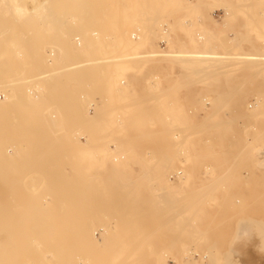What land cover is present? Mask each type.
Here are the masks:
<instances>
[{"label":"rangeland","instance_id":"1","mask_svg":"<svg viewBox=\"0 0 264 264\" xmlns=\"http://www.w3.org/2000/svg\"><path fill=\"white\" fill-rule=\"evenodd\" d=\"M2 1L0 117H4L3 124L9 130L12 125L15 127L11 131L17 132L18 139L16 142L15 134L9 136L5 132L0 137V196L10 192L14 198L20 196V202L25 196L26 204L22 201L21 208L27 204H32V208L27 205V212L20 208L30 218L23 217L22 212L21 219H27L25 224L39 220L34 224L37 228L29 222L25 225L35 236L21 235L29 243H21L18 238L22 247L18 242L16 248L17 240L10 239L12 233H6L5 241L0 242V255L7 254L12 261L4 259V255L2 263L7 260L4 264H10L16 257L21 259L13 264H264V142L259 144L264 141V0H52L45 4L19 0L17 4L25 9L37 7L31 14L17 13L18 5L14 11L13 0ZM170 47L211 55L189 59L194 62L191 64L189 60L145 56L142 65L137 59V64L136 60L135 64L126 61L111 66L89 62L66 69L75 60L130 52H168ZM52 49L57 51L51 52ZM61 51L69 59L64 61L65 67V57L59 61L63 54H55ZM251 53L261 55L262 63L253 64L240 55ZM50 54L57 56L54 62V58L48 59ZM199 68H205V73ZM40 71L54 73L50 80L47 77L34 81L33 76ZM25 75H29L30 82L26 79L24 83ZM4 76L13 78L14 83L23 77L24 80L15 86L11 85L12 79L7 81ZM14 87L18 90H12ZM5 90H11L6 93L11 94L10 100L2 101ZM37 94L39 99L35 98ZM256 99L261 101L257 110L252 106ZM11 105H19L21 111V106H27L23 111L25 121L20 118L23 112L17 109L15 113V108L11 109L15 106ZM95 105L99 109L94 115ZM28 127L31 130H26L25 137L23 128ZM5 136L6 141L14 136L16 144L5 142ZM47 179H58L59 183H54L61 186V191L55 192L53 187L57 186L52 181L47 184L53 186L51 191L47 187L51 193L44 189ZM72 179H85L81 183L85 190L75 189V185L69 192L66 188L75 184ZM66 180L71 182L67 181L69 186ZM60 181L66 184L61 185ZM79 183L76 182L78 186ZM90 186L92 193L88 191ZM43 197L51 203L48 206L52 210L44 206ZM9 202L10 199L2 202L5 205L0 217L17 211L19 216L18 204L13 207L19 209L16 211L4 207H9ZM43 206L47 215L51 210V222L59 217V231L68 225L76 228L83 221L79 225L87 227L91 243L99 238L96 245L86 240L91 247L84 243L83 246L77 241H82L77 235L80 230L70 227L68 231L78 232L75 235L80 239L68 232L74 236L65 242V228L59 234L65 233L64 239L61 236L65 240L62 245H71L62 247L59 236L57 246L52 244L50 235L56 232L50 230L57 225L52 222L53 229L52 224L48 223L49 229L44 225L48 216L43 217ZM64 210L74 213V219ZM52 211L55 220L51 218ZM11 219L10 225L7 217L3 218L6 223L0 219L1 234L5 226L12 227L16 218L14 222ZM63 221L68 225L64 226ZM17 223L14 224L20 226ZM42 226L52 233L47 232L50 238L43 237L47 233ZM103 226L112 227L107 239L104 235L108 227L104 232ZM44 238L49 239L47 246ZM9 239L14 240L15 247L8 246ZM75 243L83 246L79 247L80 252ZM53 245L57 250L52 252ZM20 249H29L22 253L31 254V259L30 255L24 258ZM96 249L99 253L104 250V254H95ZM40 251L48 258L41 256ZM91 257H98V261Z\"/></svg>","mask_w":264,"mask_h":264},{"label":"bare ground","instance_id":"2","mask_svg":"<svg viewBox=\"0 0 264 264\" xmlns=\"http://www.w3.org/2000/svg\"><path fill=\"white\" fill-rule=\"evenodd\" d=\"M1 1H2V0H1ZM6 1H7V0H6ZM6 1L4 0V1H2V2L7 3ZM9 1L12 2V0H9ZM13 1H15V3H16V4H15V3L13 2V5H12V6H14V11H15V9L17 8L16 11H17V13H19V14L22 13V12L25 13V14H31V13H35V11H37V7H36V8H27V9H25L23 6H20L19 4H17L19 0H13ZM21 1H22V0H21ZM30 1H31V2H35V3L40 2V3L45 4V3L51 2L52 0H30ZM16 5H18V6L15 8ZM223 17H224V16H223ZM223 19H224V18H223ZM170 26H171V25H170ZM172 27H173V25H172ZM174 27H175V26H174ZM170 30H171V28H170ZM168 32H169V31H168ZM170 32H171V31H170ZM202 38H203V36H198V39H202ZM76 40L79 41L80 39H79V38H76ZM168 40H170V39H168ZM78 41H77V42H78ZM170 42H171V41H170ZM177 43H178V42H177ZM167 44H168V43H167ZM171 45H172V44H171ZM178 45H179V44H178ZM169 46H170V45H169ZM172 46H173V45H172ZM175 47H176V46H175ZM184 48H185V47H184ZM117 49H118V47H117ZM168 49H169V48H168ZM170 49H172L173 51L170 50V51H168V52H161V51H162V50H161V51L158 52V53H147V54H145V55L140 54V52H137V53H139L140 55H139V54L137 55L136 53H132V52H130L132 55H131V54L129 55V53H126V54H125L126 56L120 54L119 56H118V55H116V56H113V55H112V56H110V57L105 56V57H101L100 59L96 58V59H92V60H79V61L75 60L76 62H72V64L69 63L70 66L66 65V67H68V68H66V69H67V70H68V69L70 70L71 67H73V68H75V67H81V66L87 65L89 62H91L92 64H95V63H100V64H101V63H102L101 65H103V66L106 65V64H110L109 66H111V63H112V65H113V63H124V62H126V61H127V63H128L129 61H130V62L132 61L131 64H133V63H134L133 61L136 60L135 63L137 64V61H138L137 59L141 60L140 63H141V65H142V64H144V61H142V58L145 57V56H146V57L148 56L147 58L169 57V58H172V60H173V59H177V60H180V61H182V62H185L186 60H189V59H194V60H195V59L200 58V57L205 58L206 56L211 55V54H206V53L197 54L195 51H188V50H174V48H171V47H170ZM185 49H186V48H185ZM54 51H57V50L52 49L51 52H54ZM114 51H115V50H114ZM118 51H119V50H118ZM164 51H166V50H164ZM108 52H109V51H108ZM56 53H59L60 55H59V54H58V55H59V57H60L64 52H62V51H61V52H55V54H56ZM141 53H143V52H141ZM16 54H17V53H16ZM18 54H19V53H18ZM64 54L66 55V53H64ZM64 54H63V56H62L63 58L60 57L59 61L64 59V57H65ZM117 54H118V53H117ZM127 54H128V55H127ZM0 55H1V53H0ZM2 55H3V54H2ZM21 55H22V54H21ZM56 55H57V54H56ZM233 55H235L234 57H237L238 54H233ZM240 55L244 58L245 61H247V60H248L249 62L251 61V63H253V64L258 63L259 61H260V62L262 61V59H261V55H259V54L251 53V54H240ZM3 56H4V55H3ZM50 56H51V57H50ZM53 56H55V55H54V54H50L48 59L50 60V58H51V60H53L52 58H54V60H53V62H54V61L56 60L55 58H56L57 56H56V57H53ZM66 56H67V55H66ZM121 56H122V57H121ZM4 57H5V56H4ZM8 57H9V55H8ZM59 57H58V58H59ZM6 58H7V57H6ZM68 58H69V57H68ZM70 58H71V57H70ZM147 58H146V59H147ZM1 59H2V56H1V58H0V61H1ZM165 59H166V58H165ZM51 60H50V61H51ZM68 60H69V59H66V57H65V60H63L62 65L64 64V61H68ZM183 60H184V61H183ZM200 60H201V59H200ZM2 61H3V59H2ZM180 61H179V62H180ZM190 61H191V60H189L188 62L190 63ZM202 61H205V60L202 59ZM47 62H48V61H47ZM53 62H52V63H53ZM61 62H62V61H61ZM61 62H60V63H61ZM138 62H139V61H138ZM145 62L148 63V61H146V60H145ZM151 62H152V61H151ZM164 62H165V61H164ZM241 62H242V61H241ZM50 63H51V62H50ZM104 63H106V64H104ZM135 63H134V64H135ZM171 63H173V62H171ZM186 63H187V62H186ZM191 63H194V62H191ZM191 63H190V64H191ZM246 63H247V62H246ZM261 63H262V62H261ZM198 64H200V61H198ZM139 65H140V64H139ZM139 65H138V66H139ZM141 65H140V66H141ZM164 65H165V64H164ZM187 65H188V64H187ZM258 65H259V64H258ZM260 65H261V64H260ZM29 66H30V65H29ZM63 66H64V65H63ZM63 66H61V67H63ZM132 66L134 67V65H132ZM138 66H137V67H138ZM140 66H139V67H140ZM189 66H190V65H189ZM251 66H253V65H251ZM256 66H257V65H256ZM27 67H28V66H27ZM31 67H32V66H31ZM64 67H65V66H64ZM101 67H102V66H101ZM107 67H108V65H107ZM183 67H184V66H183ZM246 67H247V66H246ZM248 67H249V66H248ZM253 67H254V66H253ZM250 68H252V67H250ZM66 69H65V70H66ZM199 69H200V68H199ZM202 69H203V67H202ZM206 69H207V68H206ZM194 70H195V69H194ZM196 70L198 71V69H196ZM200 70H201V69H200ZM204 70H205V68H204ZM204 70H201V71H203V73H205ZM12 72H13V71H12ZM40 72H41V73H38V72H37V73H38V76H36V77H35V75H34V76L32 75L33 78H34V81H35V80H36V81H38V80H39V81H42L41 79H46V78L49 77L50 75H51V77H52V74L54 73V72L51 73V72H43V71H40ZM254 72H255V71H254ZM256 72H257V71H256ZM256 72H255V73H256ZM15 73H16V72H15ZM37 73H36V75H37ZM195 73H196V72H195ZM197 73H198V72H197ZM199 73H201V72H199ZM199 73H198V74H199ZM207 73H208V72H207ZM207 73H206V74H207ZM9 74L11 75V73H9ZM9 74H8V75H9ZM12 74H13V73H12ZM16 74H17V73H16ZM192 74H194V72H193ZM8 75H7V76H8ZM14 76H16V75H14ZM14 76H13V77H14ZM26 76H27V75H25V80H24V77H23L22 79L19 77L20 79H19V78H18V79H19L20 81H21V80H24V83L27 82L26 79L28 80V82H30V79H29L30 77H29V75L27 76V78H26ZM198 76H199V75H198ZM251 76H252V75H251ZM4 77H5V76H4ZM17 77H18V76H17ZM21 77H22V76H21ZM28 77H29V78H28ZM5 78H6V77H5ZM14 78H16V77H14ZM31 78H32V77H31ZM33 78H32V79H33ZM36 78H39V79L37 80ZM6 79H7V78H6ZM11 79H12V81H10V82L12 83V82H13V78H11ZM11 79L9 78V80H11ZM16 79H17V78H16ZM16 79H15V80H16ZM48 79L50 80V77H49ZM160 79H161V78H160ZM9 80L7 79V81H9ZM19 80H18V81L16 80L17 83H16V82H15V83L18 84ZM195 80H196V79H195ZM25 81H26V82H25ZM32 81H33V80H32ZM45 81H46V80H45ZM10 82H9V84H10ZM1 83H3V82H1ZM15 83L13 82L11 85H13V84L15 85ZM22 83H23V81L20 82V84H22ZM37 83H38V82H37ZM3 84H5V83H3ZM3 84H2V86H3ZM9 84H8V85H9ZM6 85H7V84H6ZM11 85H10V86H11ZM2 86H1V87H2ZM15 86H16V85H15ZM11 87H13V86H11ZM9 88H10V87H9ZM10 89H11V88H10ZM16 89L18 90V88H16ZM16 89H15V87H14L12 90H16ZM38 89H39V84H38ZM17 90H16V91H17ZM6 91H8V90H5V93H4V91H3L4 94L2 95V96H3V100H2V101L10 100L9 95H11V94H9V95H7V94H8L11 90H10L8 93H7ZM16 91H15V92H16ZM38 91H39V90H38ZM6 93H7V94H6ZM10 93H11V92H10ZM14 94H15V93H14ZM14 94H13V95H14ZM38 95H39V94H37V96H36L35 98L39 99ZM10 97H11V96H10ZM12 101H13V100H11V102H12ZM13 102H14V101H13ZM16 102H18V101L16 100ZM16 102H15V103H16ZM15 103H14V104H15ZM252 103H253V102H252ZM247 104H248V103H247ZM20 105H21V104H20ZM97 105H98V104H97ZM97 105H95L96 108L94 109V115L96 114L97 110L99 109V107H97ZM260 105H261V101H259V99H256V100H255V105H254V103H253L252 106H255V110H257V108H259ZM11 106H15V105H11ZM18 106H19V105H16L15 107H11V109H12V108H15L16 110L13 109L14 112H15V111L17 112V109H18V112L20 113V112L25 111V110H26L25 107H27V106H25V107H24V106H21V107H23V111H21V109L19 110L20 107H18ZM247 108H248V107H247ZM245 109H246V108H245ZM252 110H253V109H252ZM255 110H253V111H255ZM11 112H13V111L11 110ZM14 112H13V114H14ZM16 112H15V113H16ZM23 113H24V112H23ZM23 113H20V115H21V116L25 115V113H24V114H23ZM4 115H5V114H4ZM10 116H11V118H12V116H13L12 113H11ZM15 117H16V114L14 115V118H15ZM93 117H94V116H93ZM0 118H2V117H0ZM3 118H4V117H3ZM3 118L0 119V132H2V134H1L2 136L0 135L1 138L4 137L3 135H5V134H3V132H5V133H9V136H10V135H11L10 133H12L11 130H13V132H14V129H15V127H14L13 125H12V128H13V127H14V128H13V129L10 128V130L8 129V127H6L7 124L4 126V124H3V122H4V121H3ZM20 118H21V120L23 119V120L25 121V117H24V116H23V117H20ZM23 120H22V121H23ZM1 123H2V124H1ZM4 123H5V122H4ZM25 125H28V124H25ZM25 125H24V126H25ZM7 126H8V125H7ZM5 127H6V128H5ZM9 127H10V126H9ZM26 127H27V126H26ZM7 129H8V130H7ZM23 130H25V131H24V132H23L22 130H21V131H22L23 133L26 132L25 134H23L21 131H20V132H21L23 135H25V137H26V136H28V135H26L27 132H28V131H26V130H31V129H29V127H28V128H26V129L23 128ZM10 131H11V132H10ZM15 132H16V131H15ZM30 132H31V131H29V133H30ZM192 132H193V131H192ZM194 132H195V131H194ZM29 133H28V134H29ZM90 133H91V132H90ZM180 133H181V132H180ZM186 133H187V132H186ZM196 133H199V131L196 132ZM13 134H15V135H14L15 137L17 136V135H16L17 132H16V133H12V135H13ZM86 134H87V133H86ZM92 134H93V133H92ZM188 134H189V133H188ZM193 134H194V133H193ZM172 135H173V134H172ZM175 135H176V134H175ZM177 135H178V134H177ZM184 135H185V134H184ZM184 135L181 134L180 136L182 137V136H184ZM190 135H191V133H190ZM14 136H12V137L15 138ZM19 136H22V135H19ZM7 137H8V136H7ZM12 137H11V141H10V139H9V141H10V143L12 142V144H13V143L16 141V139H18V138L16 137V138H15V141H13L14 139H13ZM25 137H24V138H25ZM177 137H178V136H177ZM177 137H176V138H177ZM186 137H187V136H186ZM8 138H10V137H8ZM8 138H7V140H8ZM22 138H23V136H22ZM22 138H21V139H22ZM27 138H28V137H27ZM174 138H175V137H174ZM25 139H26V138H25ZM208 140H209V138H208ZM2 141H3V139H2ZM4 141H5V142H9V141H6V136H5V138H4ZM21 141H22V140H21ZM23 141H24V140H23ZM205 141H206V139H205ZM212 141H213V140H212ZM5 142H4V143H5ZM16 142H17V141H16ZM16 142H15L14 144H16ZM19 142H20V141H19ZM208 142H209V141H208ZM263 142H264V141L261 140V143H260V141H259V144H262ZM206 143H207V142H206ZM255 144H256V143H255ZM255 144H254V146H255ZM256 145H258V144H256ZM173 147H174V146H173ZM258 149H259V148H258ZM6 150H8V149H6ZM187 150H188V149H186V152H187V154H188V151H187ZM252 150H253V149H252ZM190 153H191V151H190ZM187 154L185 153V155H187ZM188 156H189V155H188ZM255 160H256V159H255ZM253 161H254V160H253ZM209 171H210V170H209ZM207 172H208V171H207ZM207 172H206V173H207ZM180 176H181V175H180ZM180 178H181V177H180ZM49 180H50V179H49ZM53 180H54V181H53ZM55 180H56V179H52V180H50V181H52L51 184H52L53 186H55V185L57 186V187H56L57 189H55V187H53L51 184H50V186L53 187V189L55 190V192H56V190H59L58 192H60L61 190H60L59 188H60L61 186L59 187V186H58L59 184H57V183L55 184V183H54ZM72 180H73V181H71V182H75V184L72 183L73 185H71L70 188H69V187L66 188L67 190H68V189L70 190V191L68 190L69 192H71V188H74L75 185H76V188H75V189H77V187H78V190H79L80 187L83 188L84 185H85L84 183H83V184H84L83 186H82V184H81L82 182L85 181V179L82 180L81 182H80L81 179H80V180H76V181H74L75 179H72ZM90 180H91V179H90ZM90 180H89V182H90ZM44 181H45V180H44ZM50 181H48V179H47V183L44 182L45 185H46V187H44V189L46 188V190H47V187H48V188L50 189V191H51V188H52V187H50V186L47 185ZM61 181H62V180H61ZM61 181H60V182H61ZM67 181H68V180H66V182H67ZM56 182H58V179L56 180ZM68 182L71 183L70 181H68ZM68 182H67V184H66V183H64V181H63V183L66 184V186H67V185H68V186L70 185V184H68ZM76 182H78V183L80 182L79 184H81V185L78 186V185L76 184ZM86 182H88V181H86ZM53 183H54V184H53ZM58 183H59V182H58ZM61 183H62V182H61ZM63 183H62L61 185H64ZM87 184H88V183H86V185H87ZM90 184L93 185V180H91ZM88 185H89V184H88ZM72 186H73V187H72ZM6 187H7V186H6ZM58 187H59V188H58ZM62 187L64 188V186H62ZM92 187H93V186H90V188L88 187V188H89L88 191L91 190V193H92V191H93V190L91 189ZM63 188H61V189L64 190L65 188H64V189H63ZM86 188H87V187H86ZM5 189H6V188H5ZM49 189H48V190H49ZM75 189H73V190H75ZM93 189H94V188H93ZM3 190H4V189H3ZM6 190H7V189H6ZM48 190H47V191H48ZM54 190H52V191H54ZM73 190H72V191H73ZM81 190H82V189H80V191H81ZM84 190H85V187H84ZM84 190H83V191H84ZM4 191H5V190H4ZM50 191H48V192H50ZM68 191H67V192H68ZM80 191H79V192H80ZM69 192H68V193H69ZM73 192H75V191H73ZM77 192H78V191L76 190L75 193H77ZM7 193H8V192H7ZM50 193H51V192H50ZM89 193H90V192H89ZM0 194H1V193H0ZM5 194H6V191L4 192V194H2V195L0 196V205H2V206H0V209H1V207H3V205H5V203H4V204L2 203L3 201H5V199H10L9 204L12 202L10 205L8 204L9 207L4 206V207L7 208V209L12 207L11 210H13V209H14L13 207H17V206H18V208L20 209V208L23 206L22 204H21V206H20V203L23 201V198H24V200H25V196H24V197L21 196V197H22V198H21L22 200H21V202H20V199H19L20 196L17 197V196L14 194V195L18 198V199H16V197L14 198V196L11 195V193L9 192V195H8L9 198H7L8 196L5 195ZM45 194H46L47 196H49V193L47 194V193L45 192ZM45 194H44V195H45ZM46 195H45V196H46ZM59 195H60V194H59ZM4 196H5L6 198H5ZM10 196H12V197H10ZM45 196H44V197H45ZM47 196H46V197H47ZM61 196L63 197V199L66 197V195H65V196L61 195ZM44 197H43V198H44ZM49 197L51 198V196H49ZM57 197H58V196H57ZM67 197H69V196H67ZM4 198H5V199H4ZM58 198H59V197H58ZM58 198H57V199H58ZM60 198H61V197H60ZM2 199H3V200H2ZM11 199H12V201H11ZM14 199H15L16 203H14V202H15ZM46 199H47V198H44V200H45V201H44V204H45L44 206H46V207H48V209H50L51 206H48V205H51V203H47V202H46ZM63 199H62V201H63ZM65 199H67V198H65ZM17 200H18L19 203L17 202ZM27 200L30 201V202L32 203V201H31L32 199L30 200V199L27 198ZM27 200H26V202L29 203ZM48 200H49V199H48ZM53 201H54V199H53ZM59 201H60L61 204H62V201H61V200H59ZM59 201H58V202H59ZM64 201H65V200H64ZM64 201H63V202H64ZM45 202H46V203H45ZM65 202H66V201H65ZM67 202H69V199L67 200ZM70 202H71V201H70ZM7 203H8V201H7ZM23 203H25V202L23 201ZM17 204H18V205H17ZM25 204H26V203H25ZM58 204L60 205V203H58ZM65 204H66V203H65ZM65 204H64V206H66ZM8 205H7V206H8ZM11 205H12V206H11ZM16 205H17V206H16ZM27 205L29 206V209L32 208V204H31V205L27 204ZM27 205H25V207H27ZM52 205H53L52 207L54 208V204H52ZM59 205H58V206H59ZM30 206H31V207H30ZM44 206H43V211H42V212H43V214H44L43 217H46V216H48L49 214H51V210H52V208H51V210L49 211V213H48V215H47V214H46V211H45V209H44ZM58 206H55V207H58ZM69 206H70V205H69ZM69 206L67 205L66 207H69ZM25 207H24V208H25ZM49 207H50V208H49ZM18 208H17V209L15 208V209H16V210H19ZM24 208H23V209L21 208V209L24 210L25 212H27V209L25 208V209H26V210H25ZM27 208H28V207H27ZM64 208H65V207H64ZM7 209H6V210H7ZM15 209H14V211H16ZM21 209H20V211H21ZM29 209H28V212H30ZM48 209L46 208V210H48ZM2 210H3V209H2ZM59 210H62V208L59 209ZM4 211H5V209H4ZM9 211H10V209H9L8 211H5V212H9ZM20 211H19V216H20V217L18 216V211H17V212H14V213H11V216H12V214H13V216H15V214L17 213L16 216H18L19 218L16 217V216H15V217H11V216H10V212L8 213L9 215L4 216V217H7V218L9 219V220H8V221H9V225H10V218H12V219H11L12 222H14V219H15V218H16V220H19V221L22 220L21 222L17 221V222L20 223V224H18V223L16 222V220H15V222H14V223H17V225H20V226L17 227L16 224H14V223L11 222V223H12V224H11L12 227H8V226H9V225H8V226H5V227H7V228H4V227L2 226L1 228H2V229L4 228V233H2V234H4V235H2V234L0 233V234L3 236V237H2V236L0 235V236H1V237H0V242H1V241H2V242L5 241V236H7L8 234H9V236H11L10 234L12 233L13 238H12V237H11V238L9 237V238H10V239H16V240H17L16 242H14V243L16 244V245H15L16 248H18L19 246H21V243H22L23 241H25L26 243H28L27 238H25V237L28 236V235L31 236V235H30L31 233H29V231H31V230H29V228H27V226H25L29 221H27L26 224L24 223V220H27V219L29 220V219H30V218H28V217H25V216H28V213H27V215H26L25 212H23V211L20 212ZM64 211L66 212V210H64ZM5 212H3V214H4ZM11 212H12V211H11ZM22 212L25 214L24 216L21 215ZM35 212H36V211H35ZM35 212H34V213H35ZM47 212H48V211H47ZM56 212H57V211H56ZM58 212H60V211H58ZM58 212H57V213H58ZM62 212H63V211H62ZM65 212H64L63 214L68 213L69 215H67V216H70V213H71V218L75 216L74 213H72V212H70V213H69V211H67L66 213H65ZM0 213H2V212L0 211ZM52 213H53V215L51 216V218H52V220H55V218H54V216H55V215H54V212L52 211ZM6 214H7V213H6ZM32 214H33V213H32ZM45 214H46V215H45ZM63 214H62V215H63ZM33 215H34V214H33ZM72 215H73V216H72ZM2 216H3V215H2ZM21 216H23V217H25V218H27V219H25V218H24V219H23V218L21 219ZM30 216H31V214H30ZM30 216H29V217H30ZM36 216H38V215H36ZM57 216H58V215H57ZM63 216H64V215H63ZM67 216H66V219L69 218V217H67ZM4 217H3V218H4ZM9 217H10V218H9ZM33 217H34V216H33ZM64 217H65V216H64ZM64 217H63V219H62V218H61V219L64 220ZM76 217H77V216H76ZM3 218L0 217V219H2V220H3ZM36 218H38V217H36ZM49 218H50V216H48L47 218H44V223H45V220H46V222H47V223L44 224V223H43V219H42V214H41V219H42L41 221H42V224H44L45 226H47L48 229H49L48 226H51V225H48V223H49V224H52V222H55V221H52V222H51V221H50L51 219L49 220ZM53 218H54V219H53ZM56 218H57V217H56ZM58 218H59V217H58ZM58 218H57V219H58ZM71 218H69V219H71ZM31 219H33V218H31ZM47 219H48V221H50V222H48ZM57 219H56V222L54 223L55 225H57L56 228L54 227L55 225L53 226V224H52V227H50V229H51V228L53 229V227H54L55 229H54V230H50V231H51L52 233H53V231L56 232V233H55V234H52L49 230L47 231V232H50V233L52 234V235H50L51 238L48 236L49 233L46 232V229H47V228H46L45 226H44L45 228L42 226V227H43V230L45 229L44 231H43V230H42V231H43L44 233L46 232V233H47L46 235H43L44 233L41 232V230H40V232L38 231V229H36V230L40 233V235H43V237H45V238H46V237L50 238V240H49V239H48V240H49L52 244H56V243H58L59 241L61 242V240H62V237H61V236H63V239H64V236H65V235H68V236H66V237H67V241L62 240V243H59V244H61L62 247H67V248H68V246H70L71 244H66V246H64V245H62V244H64V241L67 242V243H68V240L72 241L73 236H74L75 234L78 233L77 231H76L77 233H75L74 230H73L72 233H74V235H73V236H70V235H72V233H71V230H72V229H75V230H78V229H79L80 231H79V233H78L77 235H79V237L82 239V241H81V240H77V241H78L79 243L81 242V244H82L83 246H84V244L86 245V243H85L86 240H87V241L90 240L89 242L91 243V238H92V237H90V236H92V235H91V234H88L89 230H86L87 227H86L85 225H84L85 227L82 226V228H81V226H80V225L82 224L83 221H81V222L79 221L81 224L78 223V225H76V224H77V221H74V222L76 223L75 225L77 226V227H76L77 229H76V228H73V227L71 228L70 226H72V225L69 226L68 224H66V225H68V227H64L63 230H65V228H67L66 231H65V232H67V233H66V234L64 233L65 235H64V234H63V235L61 234V236H60L59 234L61 233V231H62V232H64V231L61 230V229H62V228H61L62 225H61V226L58 225L59 221H58ZM69 219H67V221H68ZM73 219H74V218H72V220H73ZM76 219H77V218H75V220H76ZM79 219H80V218H79ZM79 219H78V220H79ZM2 220H1V221H2ZM62 220H61V221H62ZM3 221H5V220H3ZM31 221H32V220H31ZM38 221H39V220H38ZM38 221H36V222L34 221V222L37 223ZM41 221L39 222V224L41 223ZM70 221H71V220H70ZM70 221H68V222H70ZM25 222H26V221H25ZM57 222H58V223H57ZM64 222L66 223V221H63V224H64ZM0 223H1V222H0ZM5 223H6V221H5ZM5 223H4V224H5ZM22 223H24V224H22ZM29 223H31V225H34V224H35V223H32V222H29ZM70 223L73 224L72 222H70ZM21 224H22V225H21ZM46 224H47V225H46ZM79 224H80V225H79ZM83 224H84V222H83ZM83 224H82V225H83ZM2 225H3V224H2ZM5 225H7V224H5ZM31 225H28V226H31ZM66 225L64 224V226H66ZM75 225H73V226L75 227ZM14 226L17 227L20 231L18 230V232H17V230H16V228H15ZM34 226H35V225H34ZM78 226H79L80 228H78ZM22 227H23V228H22ZM35 227H36V226H35ZM40 227H41V226H40ZM69 227L71 228L70 231H68ZM103 227H104V226H103ZM103 227L101 228V230H104V232H105V230H106V228H107L108 226H105L104 228H103ZM8 228H9V229H10V228L12 229V231H11L10 233L5 232V230H7ZM20 228L24 229V231H23V230L21 231ZM25 228H27V229H25ZM31 228H33V227H31ZM31 228H30V229H31ZM36 228H37V227H36ZM58 228H61L60 231H59ZM84 228H85V229H84ZM109 228H110V229H109ZM14 229H15V230H14ZM107 229H108V230H107V233H106L104 236H106V235L109 234V231L112 229V227H108ZM28 230H29V231H28ZM33 230H34V229H33ZM33 230H32V233H33V232H36V230H35V231H33ZM56 230H57V231H56ZM0 231H2V230H0ZM9 231H10V230H9ZM15 231H16V232H15ZM26 231H28V232H26ZM87 231H88V232H87ZM20 232H21V233H20ZM22 232H24V234H22ZM25 232H26L27 234H25ZM68 232H70L71 234L69 233V234H70V235H69ZM104 232H103V234H104ZM6 233H7V235H6ZM36 233H37V232H36ZM39 233H38L37 237L40 236ZM41 233H43V234H41ZM103 234L100 235V236H103ZM21 235H26V236H25V237H22ZM53 235H55V236H53ZM56 235H57V237H56ZM29 236H28V237H29ZM33 236H35V235L33 234ZM33 236H31V237H33ZM58 236L61 238V239H59V241H57L58 239L56 240V238H59ZM69 236H70V239L68 238ZM16 237H17V238H16ZM31 237H30V238H31ZM37 237H36V238H37ZM41 237H42V236H40V239H42ZM53 237H55L54 239H55L56 241H53ZM79 237H76V235H75L74 238H76V239H80ZM18 238H19V239H22V240L20 241L21 243L18 241ZM45 238H44V240H45ZM104 238L107 239V236L104 237ZM10 239H9V240H10ZM23 239H24V240H23ZM25 239H26V240H25ZM65 239H66V238H65ZM94 239H95V238H94ZM98 239H99V238H97V240H93L94 242L91 243V244H94L95 241H98ZM28 240H29V239H28ZM44 240H43V242H46V245H45V246H47V243H48L47 241H48V240H47V239H46L45 241H44ZM102 240H103V239H102ZM7 241H8V240H7ZM13 241H14V240H13ZM13 241L10 240L9 242H10L11 245H8V246H12V245L14 246V244H12ZM38 241H40V240L38 239ZM41 241H42V240H41ZM41 241H40V242H41ZM52 241H53V242H52ZM74 241L77 242L76 240H74ZM74 241H73V242H74ZM103 241L105 242V240H103ZM103 241H102V242H103ZM9 242H8V244H9ZM18 242H19L20 245L18 244ZM29 242H32V238H31V240H29ZM40 242H39V243H40ZM106 242H107V241H106ZM51 243H49V244H51ZM69 243H70V242H69ZM79 243H78V245H79ZM83 243H84V244H83ZM96 243H97V242H96ZM3 244H4V243H3ZM17 244H18L19 246H18ZM28 244H29V243H28ZM41 244H42V245H40V246H43L44 243H41ZM59 244H58V247H59ZM72 244H74V243H72ZM102 244H103V243H102ZM23 245H24V243H23ZM67 245H68V246H67ZM75 245H76V243H75ZM88 245L90 246V244L87 243L86 246H88ZM94 245H96V244H94ZM8 246H7V247H8ZM15 246H14V247H15ZM17 246H18V247H17ZM24 246H27V245L25 244ZM24 246H23V249H25ZM56 246H57V244H56ZM56 246L53 245V247H52L53 250L51 249L52 252L54 251V249H56V248H54V247H56ZM83 246H81L82 249H83ZM92 246H93V245H92ZM98 246H99V245H98ZM1 247H2V243H1ZM7 247H6V248H7ZM21 247H22V246H21ZM75 247H76V248L78 247V250H77V251H79V247H80V246H77V245H76ZM75 247H74V248H75ZM81 247H80V248H81ZM90 247H91V246H90ZM90 247H89V248H90ZM6 248L4 247V249H6ZM16 248H14V249L16 250ZM27 248H30L29 245L27 246ZM43 248H44V250L47 249V248H45L44 246H43ZM43 248H40V249H43ZM49 248H51V246H49ZM60 248H61V247H60ZM70 248H72V246H71ZM94 248H95V247H94ZM94 248L92 247V250H93ZM96 248H98V247H96ZM100 248H101V246H100ZM100 248H99V251H100ZM103 248H104V247H103ZM0 249H1V248H0ZM9 249H10V248H8L7 251H8ZM11 249L13 250L12 247H11ZM23 249H22V250L20 249V250H21V251H20V254H21V255H22L24 252H26V251H27V253H28V250H29V249H28V250H23ZM58 249H59V248H58ZM61 249H63V248H61ZM72 249H73V248H72ZM85 249H86V248H85ZM87 249H88V248H87ZM101 249H102V248H101ZM12 250H11V251H12ZM17 250H18V249H17ZM17 250H16V251H17ZM44 250H41V251L44 252ZM56 250H57V249H56ZM56 250H55V251H56ZM70 250H71V249H70ZM88 250H89V249H88ZM90 250H91V248H90ZM7 251H6L5 253H7ZM22 251H23V253H22ZM41 251H40V255H41V256H45L44 254H46V253L44 252V254L42 255V252H41ZM46 251H47V250H46ZM48 251L50 252V249H49ZM60 251H62V250H60ZM64 251H65V250H64ZM67 251H68V250H67ZM74 251H75V250H74ZM80 251H81V250H80ZM80 251H79V252H80ZM97 251H98V249H96L95 254L97 253ZM99 251H98V253H99ZM0 252H1V250H0ZM2 252H3V251H2ZM9 252H10V251H9ZM12 252H15V251H12ZM12 252H10L9 254H11ZM18 252H19V250H18ZM29 252H30V251H29ZM31 252H32V251H31ZM49 252H48V253H49ZM62 252H63V251H62ZM71 252H73V251L71 250ZM75 252H76V251H75ZM75 252H74V253H75ZM79 252H77L78 255L80 254V255H83V256H84L85 253L82 252V254H81V253H79ZM84 252H85V251H84ZM101 252H102V251H101ZM54 253H55V252H54ZM56 253H57V252H56ZM66 253H67V252H66ZM74 253H73V255H74ZM87 253H89V252H86V255H87ZM93 253H94V252H93ZM12 254H13V253H12ZM15 254H17V253H15ZM15 254H13V255H15ZM20 254H19V256H20ZM32 254H33V253H32ZM50 254H51V253H50ZM89 254H92V253L90 252ZM95 254H94V255H95ZM99 254H102V255H103V254H104V250H103L102 253H99ZM2 255H3V254H2ZM4 255H5V254H4ZM4 255H3V256H4ZM6 255H7V254H6ZM6 255H5V256H6ZM17 255H18V254H17ZM26 255H30V256H28V257L31 259V256H32L31 254H23L24 258L26 257ZM58 255H59V253H58ZM60 255H61V254H60ZM67 255H68V254H67ZM75 255H76V253H75ZM78 255H77V256H78ZM207 255H208V254H207ZM3 256L1 257V255H0V257H1V259H0V260H1L0 264H4L5 261H7V260L12 261L10 257H9V259H8L7 256H6V257L4 256V257H5L4 259L7 258V260H5L4 263H2ZM8 256H9V255H8ZM11 256H12V255H11ZM19 256H18V257H19ZM23 256H21V257H23ZM33 256H34V255H33ZM41 256H40V258H41ZM63 256H64V255H63ZM12 257H13V256H12ZM51 257H54V258H55V257H57V256H56V255H55V256L53 255V256H51ZM66 257H67V256H66ZM66 257L61 258V256H60L61 259H65ZM94 257H95V256H94ZM94 257H93V258H94ZM98 257H99V256H98ZM98 257H97V258H98ZM102 257H103V256H102ZM33 258H34V257H33ZM45 258H48V257L45 256ZM45 258H44V259H45ZM54 258H53V259H54ZM84 258H85V257H84ZM89 258H90V255H89ZM91 258H92V257H91ZM93 258H92V259H93ZM97 258H94V259H97ZM4 259H3V260H4ZM19 259H21V258H19ZM19 259H16V257H15L13 260L16 262V261L19 260ZM26 259H27V257H26ZM26 259H25V260H26ZM41 259H42V261H43V258H41ZM53 259L51 258V260H53ZM55 259H58V257L55 258ZM61 259H60V260H61ZM66 259H67V258H66ZM71 259H72L73 262H74L75 258H72V257H71ZM78 259H79V258H78ZM85 259H86V258H85ZM92 259H91V260H92ZM100 259L102 260V258H100ZM25 260H23L22 262H24ZM51 260H49V261H51ZM60 260H59V262H60ZM89 260H90V259H89ZM89 260H87V261H89ZM101 260H99V262H100ZM14 261L11 262V263H12V264L15 263ZM46 261H48V260H46ZM55 261H57V260H55ZM65 261H66V260H65ZM65 261H64V262H65ZM76 261H77V259H76ZM94 261H95V260H94ZM96 261H98V259H97ZM52 262H54V260H53ZM59 262H58V263H59ZM62 262H63V260H62ZM62 262H61V263H62ZM67 262H69V260H67ZM80 262H81V261H80ZM89 262H90V261H89ZM89 262H88V263H89ZM6 263L8 264V262H6ZM11 263H10V264H11ZM45 263H46V262H45ZM48 263H49V262H48ZM48 263H47V264H48ZM74 263H75V262H74ZM84 263H86V261H84ZM88 263H87V264H88ZM95 263H96V262H94V264H95ZM102 263H103V262H102ZM16 264H17V263H16ZM19 264H20V263H19ZM25 264H26V261H25ZM41 264H42V263H41ZM53 264H54V263H53ZM59 264H60V263H59ZM76 264H79V261H77ZM81 264H82V263H81ZM97 264H98V263H97Z\"/></svg>","mask_w":264,"mask_h":264}]
</instances>
